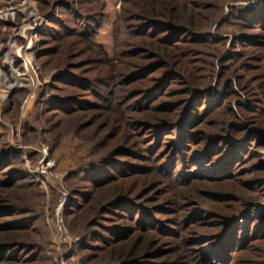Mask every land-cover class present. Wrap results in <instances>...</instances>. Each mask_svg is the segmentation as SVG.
<instances>
[{
    "label": "trees",
    "instance_id": "16d2710c",
    "mask_svg": "<svg viewBox=\"0 0 264 264\" xmlns=\"http://www.w3.org/2000/svg\"><path fill=\"white\" fill-rule=\"evenodd\" d=\"M36 1L62 7L40 34L63 68L44 114L92 144L67 175L82 264H264V0L225 20L227 0H122L113 56L98 2ZM40 189L0 136V264H53Z\"/></svg>",
    "mask_w": 264,
    "mask_h": 264
},
{
    "label": "rangeland",
    "instance_id": "374dc122",
    "mask_svg": "<svg viewBox=\"0 0 264 264\" xmlns=\"http://www.w3.org/2000/svg\"><path fill=\"white\" fill-rule=\"evenodd\" d=\"M62 1L69 5L72 11H77L81 0ZM95 1L98 2L99 6H102L104 22L95 35L94 41L101 44L108 55L113 56L116 50V39L123 40L126 35L125 28L118 22L122 0ZM21 2L22 0H0V10H7L11 7L19 9L22 7ZM261 2L262 0H227L224 4L222 20L228 17L231 8L238 6L254 8L259 6ZM60 4V2L56 3L50 8V12H54L50 18L60 16L62 12ZM20 10L15 14L12 23L0 22V74L4 78L3 81H0V136L5 143L10 144L12 148L23 154L25 164L32 176L39 166V150L48 148L51 158L55 160V165L49 171L48 176L42 178L44 184L34 176L33 178L39 183L43 194L38 208L42 213L45 231L51 243L52 263L60 264L63 261L64 264H82L79 250L81 235L69 229L65 217L63 225H59L54 218L53 208L58 198V190L64 188L70 193L67 180L69 172L91 162L92 158L89 156L92 144L86 135L81 138L80 136L76 137L73 132L64 131L63 128L52 130L51 123L53 121L47 120L48 115L44 114V103L52 97V82L54 78L63 73V68L55 67L52 61L45 62L46 58H39L41 38L36 39L33 35V43L29 45L23 31L27 25L34 24V21H31L33 19L31 11H37L40 14L48 12H41L36 0H32V3L27 5L24 11L23 8ZM218 24L219 22L214 24L212 31L216 29ZM19 26L21 28H18ZM29 30L33 33L31 28ZM220 32L221 36L214 33L215 36L233 37V31L227 25L222 27ZM230 42L231 40L227 42L226 47H229ZM18 50H22V54H19ZM8 53L10 54L9 58L6 57ZM30 57L32 59L30 62L36 67L38 75L36 82H34L33 77L36 74L34 71L22 68L21 76L16 77L13 74L14 68H21V62L28 61ZM218 62L219 59L215 60L216 64ZM11 85L13 88H9ZM235 88L242 96V99L237 101L246 104V96L238 87ZM249 213L260 221L264 220V206L251 209ZM62 227H65L73 237L71 243H60L63 237L61 234ZM75 239L79 240L75 242ZM71 249L76 250L72 255H68Z\"/></svg>",
    "mask_w": 264,
    "mask_h": 264
},
{
    "label": "built area",
    "instance_id": "2783aa9c",
    "mask_svg": "<svg viewBox=\"0 0 264 264\" xmlns=\"http://www.w3.org/2000/svg\"><path fill=\"white\" fill-rule=\"evenodd\" d=\"M21 3H22L21 4L22 7H20L19 9L11 7L7 10H3V9L0 10V22H4V23L5 22H11L12 23V21L14 20L13 18L15 16V14L17 12H20L21 8H23V11H24L26 9L27 5H30V3H32V0H22ZM31 16L33 18L31 21H34L33 22L34 24H29L30 26L27 25V27L23 28V31H24V29L27 28V30L30 32L29 28H31L33 33L30 32L31 33L30 35H31V39L33 41V35H34V37H36V39H39V37H40L39 35L44 31V29L48 25L49 20L51 18L48 14H40L37 11H31ZM18 28H21V26H19ZM25 38L28 40L27 36ZM29 64L31 67L30 66L28 67L27 66V60H24V62H21L22 67L21 68L20 67L14 68L13 73L15 72L17 74V76H21L20 71L22 70V68H24L26 70L34 71L36 73L35 79L37 80L38 75H37L36 67L33 66V64H31V62H29ZM30 71H28V72H30ZM35 79H34V82H36ZM39 153H40L39 166H38L36 172H33V176L38 181H40L42 184H44V181H42V178L48 176L49 171L55 165V160L53 158H51L50 153L48 151V148L47 149L44 148V149L39 150ZM61 177L63 178V176H61ZM70 200H71L70 193L66 189L62 188V189L58 190V198H57V201L54 203L53 212H54V218L59 225H61V224L63 225L65 212H66V209L70 203ZM61 234L63 235V237H62V241L60 243L67 244V243H71L73 241V237L69 234V232L67 231V229L65 227L61 228ZM78 240L79 239H75V242ZM75 250L76 249H74V250L71 249V251L68 252L69 253L68 255H72L75 252ZM60 264H64V262L61 261Z\"/></svg>",
    "mask_w": 264,
    "mask_h": 264
},
{
    "label": "bare ground",
    "instance_id": "6f19581e",
    "mask_svg": "<svg viewBox=\"0 0 264 264\" xmlns=\"http://www.w3.org/2000/svg\"><path fill=\"white\" fill-rule=\"evenodd\" d=\"M24 33L26 34V36H27V38H28V42H29V45H31L32 44V39H31V35H30V32L27 30V28L26 29H24ZM18 53L19 54H22V50H18ZM6 57L7 58H9L10 57V54L8 53L7 55H6ZM26 57V56H25ZM32 59H31V57L28 59V61H27V66L29 67L30 66V64H29V62L31 61ZM1 73V72H0ZM30 73V72H29ZM16 77H17V74L14 72L13 73ZM31 75H33V74H31ZM19 77V76H18ZM33 77H34V79H35V76L33 75ZM30 78V77H29ZM4 80V78H3V75L2 74H0V81H3ZM35 81H36V79H35ZM6 82V81H5ZM17 82H18V80H17ZM17 82H16V84H17ZM2 85V84H1ZM9 88H13V86L11 85V86H9ZM4 92V91H3Z\"/></svg>",
    "mask_w": 264,
    "mask_h": 264
}]
</instances>
